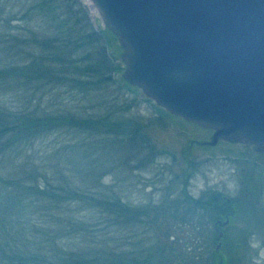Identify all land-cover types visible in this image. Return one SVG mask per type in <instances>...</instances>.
I'll return each mask as SVG.
<instances>
[{"label": "trees", "instance_id": "1", "mask_svg": "<svg viewBox=\"0 0 264 264\" xmlns=\"http://www.w3.org/2000/svg\"><path fill=\"white\" fill-rule=\"evenodd\" d=\"M98 21L93 22L81 0H0V98L8 92L14 95L29 89L33 90L34 97L36 92H44L48 87L61 94L71 92L87 96L111 84L138 92L139 89L126 83L120 73L124 67L116 36ZM156 108L167 117L173 116L162 107ZM60 129L82 131L87 137L102 135L119 141L134 140L136 145L149 151L156 149L147 125L134 116L125 117L112 110L83 115L79 110L52 111L39 105L12 108L0 101L2 156L8 150H23L37 138ZM183 154L188 167L180 174L181 179L184 177L180 193L174 198H165L163 209L158 208V204L132 205L114 193L97 194L71 180L55 183L44 177L46 186H41L27 182L28 177L34 178L31 171L24 177L0 168V264H177L175 259L178 264L239 262L234 255L236 247L226 246V227L214 224L218 218H228L231 222L245 214L248 219L237 234L238 241L244 245L253 235L252 227L264 225V208L256 209L250 200L244 202L248 204L245 209L240 208L242 200L239 197L224 198L219 191L211 193L206 200L194 199L188 191L187 180L197 160L187 150ZM257 154L263 156L262 152ZM236 155L235 161L243 156L241 151ZM255 167L253 161L248 164L240 181L249 194L257 192V181L264 175L262 171H254ZM74 202L84 203L91 210L98 207L101 215L110 216L108 220L113 225L133 226L136 222L151 220L160 222L163 227H190L193 235L178 252L168 240H159L156 253L163 254L158 259L151 249L142 256L110 249V246L82 249L78 242H74L77 247L73 249L65 248L58 239L78 234L88 224L83 218L63 214L62 210H70ZM75 207L77 211L83 209ZM42 210L59 224L58 229H52V224L44 229V226L30 223L31 215ZM64 221L67 226L62 225ZM211 221L214 231L210 233L208 224ZM219 230L223 231L222 237L217 236ZM34 231L42 239L31 234ZM171 235L169 232L166 238ZM219 240L220 248L216 250L212 245Z\"/></svg>", "mask_w": 264, "mask_h": 264}, {"label": "rangeland", "instance_id": "2", "mask_svg": "<svg viewBox=\"0 0 264 264\" xmlns=\"http://www.w3.org/2000/svg\"><path fill=\"white\" fill-rule=\"evenodd\" d=\"M81 2L88 8L93 22L98 19L101 27L105 28L92 2L90 0H81ZM123 71L124 68L121 72ZM48 88L44 92L39 90L34 97H32V89L14 95L8 92L0 98V101L12 108L17 106L35 108L39 105L52 111L67 108L73 111L79 110L83 115L112 110L125 117L134 116L147 125L156 149L149 151L148 148L136 145L134 140L119 141L111 139V136L102 135L87 137V133L82 131L60 129L45 137L37 138L23 150H8L5 156L0 155L1 171L24 177L28 171H31L34 178L28 177L27 182L33 181L41 186H46L44 177L55 183L71 180L83 189L95 191L97 194L114 193L132 205L158 204L157 207L163 209L161 206L165 198H174L180 193L184 179L183 176L181 179L180 174L188 167L183 154L187 150L190 156L197 160L193 167L191 166L193 173H188L190 176L187 180L188 191L194 199L199 197L206 200L211 193L219 191L223 197H239L242 200H240V208L245 209L248 206L244 203L246 200H250L256 209L264 208V191L263 194L258 195L246 193L247 189L240 182L244 178L248 164L251 165L252 161L257 166V170L255 168L254 171L264 172V153L254 150L251 144L232 143L219 138L214 145H210L205 142L212 134L208 127L188 122L177 115L167 117L159 113L156 108L159 106L152 98L145 96L138 87L139 91L134 93L124 86L111 84L87 96L71 92L61 94L56 89ZM229 148L230 152L227 150ZM239 151L242 152L243 158L240 157L235 161L236 153ZM257 152H262L263 156H259ZM75 206L83 209L77 211ZM98 209L96 207L95 210H91L84 203L74 202L70 210H62L68 217L74 215L83 218L88 224L83 231L77 232L78 234L62 236V239H58L59 244L69 249L77 247L74 242L80 243L79 248L82 249L110 246V249L131 251L135 255L136 253L142 255L151 249L158 259L162 258L163 254L156 253L155 248L159 240H168L177 251L179 247H185V243L190 242V235H193L190 227H163L160 222L151 220L139 221L133 226L126 224L122 227L118 223L113 225L108 220L110 216L101 215ZM30 218V223L34 226H44V229H49L52 224V229H58L59 224L52 221L45 210L34 212ZM246 219L248 217L245 214H240L226 226L223 225L227 233L226 246L236 247L237 254L234 255L239 262L233 261V264H264L262 223L259 224L260 228L252 227L253 235L248 243L243 245L238 241V230L244 226ZM64 224L67 226L66 221L62 225ZM212 224V221L208 224L210 233L214 231ZM169 232L174 237L171 235L166 238ZM31 234L37 239H42V236L35 231ZM31 234H27L28 237H31ZM217 243L215 242V245ZM209 259L211 260V257ZM176 262L178 264L177 259ZM217 263L210 262V264Z\"/></svg>", "mask_w": 264, "mask_h": 264}, {"label": "water", "instance_id": "3", "mask_svg": "<svg viewBox=\"0 0 264 264\" xmlns=\"http://www.w3.org/2000/svg\"><path fill=\"white\" fill-rule=\"evenodd\" d=\"M90 2L122 48L126 83L208 127L210 145L220 138L264 153V0Z\"/></svg>", "mask_w": 264, "mask_h": 264}, {"label": "flooded vegetation", "instance_id": "4", "mask_svg": "<svg viewBox=\"0 0 264 264\" xmlns=\"http://www.w3.org/2000/svg\"><path fill=\"white\" fill-rule=\"evenodd\" d=\"M253 148V147H252ZM254 149V148H253ZM256 168V167H255ZM258 168H260V167H258ZM256 170H257V168H256ZM263 174H264V172H263ZM257 192H254V193H252V194H254V195H258V194H263V192L262 191H264V175H262L259 179H258V181H257ZM263 189V190H262ZM224 198H228V197H225L224 196ZM219 232V231H218Z\"/></svg>", "mask_w": 264, "mask_h": 264}]
</instances>
